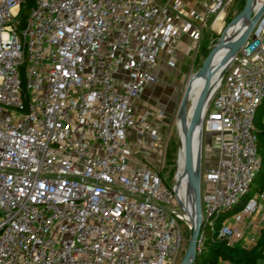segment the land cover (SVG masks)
Instances as JSON below:
<instances>
[{
	"label": "built area",
	"instance_id": "1",
	"mask_svg": "<svg viewBox=\"0 0 264 264\" xmlns=\"http://www.w3.org/2000/svg\"><path fill=\"white\" fill-rule=\"evenodd\" d=\"M24 1L0 0V264H175L185 201L160 165L130 164L127 131L160 53L184 37L197 50L236 0H35L22 24ZM228 69L201 116L200 168L205 136L218 141L201 168L197 254L205 231L249 248L264 226V191L234 224L215 221L260 168L264 12Z\"/></svg>",
	"mask_w": 264,
	"mask_h": 264
},
{
	"label": "rangeland",
	"instance_id": "2",
	"mask_svg": "<svg viewBox=\"0 0 264 264\" xmlns=\"http://www.w3.org/2000/svg\"><path fill=\"white\" fill-rule=\"evenodd\" d=\"M235 1V4L227 9L222 14L221 28L216 30L217 22L213 26L209 27L203 32L202 39L194 50V44L188 38V43L191 48L184 59H180V54L178 51L174 52L169 59V70H164L163 66L160 70H164L167 73H161L160 75L155 74L153 81L150 84L153 85L154 91L151 94V99L148 104L151 105V113L163 120L165 124V131L163 134V144L161 145V159H160V176L167 186H172L174 184L175 178L178 175V164L180 161V133L178 129V111L181 105L182 97L188 88V84L192 77L201 69L210 51L218 44L220 38L224 35L225 31L230 26L231 22L235 20L238 10L241 9V3ZM222 39V38H221ZM220 53V52H219ZM218 53V55H219ZM174 64V65H173ZM167 76V77H166ZM190 103L187 105V110ZM208 135L204 138V149L203 152V163H201L202 172L205 170V165L208 157ZM208 150V151H207ZM181 185V195L184 198V187ZM263 187L264 183L261 185L258 183L257 190L251 191V197L257 198L260 193L259 189ZM263 203H260V209H262ZM264 208V207H263ZM239 212L231 213L230 216L225 217L227 222L238 221L240 217ZM180 232L184 238L180 253L177 256L176 263L180 264L183 257L186 254V249L188 246L189 239L191 237L189 224L180 222L179 224ZM206 238L211 236L210 232H205ZM242 247V246H241ZM251 248V247H250Z\"/></svg>",
	"mask_w": 264,
	"mask_h": 264
},
{
	"label": "water",
	"instance_id": "3",
	"mask_svg": "<svg viewBox=\"0 0 264 264\" xmlns=\"http://www.w3.org/2000/svg\"><path fill=\"white\" fill-rule=\"evenodd\" d=\"M238 2L241 3V5L244 4V9L242 11L238 10V14L236 16V18L241 17L243 21L240 28L238 29L236 33V36H237L236 43L233 46V48L229 51V54L220 63L216 78H212L210 82L205 85V89H203V91L200 93L199 98L196 102L197 104L190 118L191 121L185 130V140L182 146L183 175L186 177L188 184L190 185V188H191L193 211H192V214H190V212L185 208L184 203L181 202L179 198H177L181 209L185 212V214L189 218L188 224L190 227V234H191V237L189 239L188 246L186 249V254L183 257L180 264H194L196 255H197V252L195 251V249H196V245H197V241L200 235V230H201V225H202L201 203L199 201L200 188H201V185H200L201 154L198 160H196L193 156L191 129L194 123L198 119H201L203 112H205V110L209 107L211 103L210 101L212 100L213 96L218 90L225 73L229 70L228 68L233 64V62L237 58L240 48L247 41V39L249 38L252 32V29L254 28L255 24L259 20V17L264 12V0H263V5L255 11L250 9V6H251L250 0H239ZM236 18L234 21L231 22V24H233L236 21ZM221 38L218 44L215 45V47L210 51V54L207 56L203 67L199 69L196 75L202 74V72L204 71V67L209 62L210 56L213 54V51L220 44ZM188 90H189V87L186 89L182 97V100L180 102L181 105L179 107L178 116H180L181 118H185L187 114L186 109L188 105L187 103V97L189 93ZM201 122H202V119L200 120V125H201ZM179 187H180L179 182L177 179H175V183L173 187L174 193L176 194L178 193Z\"/></svg>",
	"mask_w": 264,
	"mask_h": 264
},
{
	"label": "trees",
	"instance_id": "4",
	"mask_svg": "<svg viewBox=\"0 0 264 264\" xmlns=\"http://www.w3.org/2000/svg\"><path fill=\"white\" fill-rule=\"evenodd\" d=\"M34 3L35 0H25L22 4L20 15L22 24L26 21ZM240 6V11H242L244 9V4ZM261 101L254 116L257 150L260 156V168L256 172L248 193L241 198L240 203L225 210H221L218 213L215 220L217 228L225 221V217L230 216L231 213L240 212L247 199L251 197V191L254 189L257 190L258 183L261 185L264 183V99ZM263 190V187L259 189L260 192ZM260 232L256 244L251 246V248H244L239 243L230 246L224 240L216 239L215 234H211L204 243L203 251L196 255L194 264H221L226 262L235 264H261L264 260V226Z\"/></svg>",
	"mask_w": 264,
	"mask_h": 264
},
{
	"label": "crops",
	"instance_id": "5",
	"mask_svg": "<svg viewBox=\"0 0 264 264\" xmlns=\"http://www.w3.org/2000/svg\"><path fill=\"white\" fill-rule=\"evenodd\" d=\"M191 45L188 43V37H184L182 42L179 44L176 51L180 54V59H184L189 50ZM175 51V52H176ZM171 55H168L164 52L160 53L158 63L154 69L153 75L157 74L160 75L161 73H167L164 70H169V59ZM164 65V66H163ZM174 65V64H173ZM163 66L164 70H160V67ZM167 77V76H166ZM143 90L139 101L136 103V109L134 114V121H136L135 126L129 128L127 131L128 137V144L130 150V164L132 166H141L143 164L149 165L153 168H158L160 165L161 159V141L163 140V134L165 131V124L163 120L155 117L151 111L152 107L148 104V101L151 99V94L154 91V87L152 84L148 83ZM145 112L149 113L148 121L154 129H158L159 137L157 139L152 138L149 134L142 128L140 125L142 121V117ZM208 147L210 148L211 145L216 144L218 141L217 135H208ZM204 143V142H203ZM207 148V149H209ZM204 149V146H203ZM208 151V150H207ZM197 159V157H196ZM216 161V157L212 154L211 151H208V157L205 165V169L207 166L213 164ZM264 191V190H263ZM262 209L264 207V202H262ZM260 219V215H256L254 218V222L258 223ZM229 224H234V221L229 222ZM264 263V260L262 261Z\"/></svg>",
	"mask_w": 264,
	"mask_h": 264
},
{
	"label": "bare ground",
	"instance_id": "6",
	"mask_svg": "<svg viewBox=\"0 0 264 264\" xmlns=\"http://www.w3.org/2000/svg\"><path fill=\"white\" fill-rule=\"evenodd\" d=\"M251 10H257L260 8L263 4L261 0H250ZM221 19L222 15H219V17L216 19L215 22L216 25V30H219L221 28ZM242 19L241 17H237L236 21L231 24L228 29L225 31L220 44L217 46V48L213 51V54L210 56L209 62L207 65L204 67V71L202 74L199 75H194L192 79L190 80L188 87H189V93L187 97V103H190L188 110L186 109V117L179 118L177 119L178 121V129L180 133V161L178 164V175H177V180L179 182V190H178V196L181 198V185L184 184L185 189H184V201H185V208L192 214L193 211V201H192V192L190 185L188 184V181L186 177L183 175V152H182V146L185 140V130L186 127L189 125L191 121V116L193 114L194 108L196 106V102L199 98L200 93L205 89V85L210 82L212 78H216L218 74V68L220 66V63L223 61V59L229 54V51L233 48V46L236 43L237 36L236 33L238 29L240 28L242 24ZM220 52V53H219ZM219 53V55H218ZM200 120L198 119L194 125L192 126L191 129V136H192V152L194 158L197 157L196 160H198L200 154H201V125H200ZM198 162V161H196Z\"/></svg>",
	"mask_w": 264,
	"mask_h": 264
}]
</instances>
